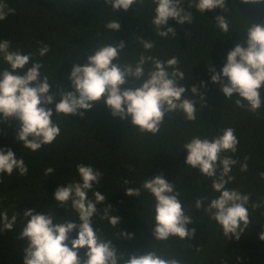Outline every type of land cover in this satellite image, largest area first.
<instances>
[{"label":"trees","instance_id":"16d2710c","mask_svg":"<svg viewBox=\"0 0 264 264\" xmlns=\"http://www.w3.org/2000/svg\"><path fill=\"white\" fill-rule=\"evenodd\" d=\"M4 2L15 9V13L0 22V40H9L12 50L32 53L34 60L44 66L41 73L49 76V95L54 97L53 104L47 106L53 111V122L57 118L55 105L60 102L61 94L74 91L69 80L72 63L83 66L86 63L84 56L101 44H114L115 41L125 43L121 61L134 62L142 51L136 38L155 40V47L148 55L161 60L173 56L179 59V66L186 77L181 81L186 89V98L195 101L194 106L199 113L195 122L186 121L183 113L171 114L165 118L160 132L152 136L132 128L130 117L123 121L119 117L114 118L111 110L100 103L92 110L84 111L83 117L59 116L56 122L60 125V136L51 146L42 147L35 153L16 141L14 132L19 128V122L11 126L0 123V149H11L17 157L24 159L29 168L24 177L14 173L12 177L0 178L3 179L0 183V212L7 210L9 218L17 214L12 231L3 230L0 224V264H24L29 242L19 239V232L25 224L23 217L26 211L48 215L51 210L54 225L68 216L76 219L70 207L66 206L64 210L56 206L54 192L63 184L79 180L77 164L91 165L103 173L95 190L105 195L106 200L104 204L97 205V212L102 215L103 209L111 205L112 214L121 222L113 229L98 215L93 218V226L105 239L113 240L121 252L144 254L150 246L156 245L157 251L179 258L182 264H264V241L259 239L264 232V206L255 210L251 207L252 203L264 201V180L260 177V173H264V106L252 114L235 106L236 94H233V100L226 101L220 85L211 82L213 73L210 71V68L217 73L221 71L228 52L243 39V31L250 22L264 23V3L243 4L241 0H225L229 11L214 9L205 11L203 15L190 9L193 22L179 26L170 19L166 28H176L177 34L161 39L151 29L154 6L150 0L142 6L134 5L127 12L117 10L115 13L104 0ZM183 7L187 10V2ZM217 16L228 17L232 32L226 35L216 27ZM116 18L121 25L119 32L107 31L105 23ZM41 45L50 49L42 58L38 55ZM7 67L0 60V72ZM131 83L138 84L133 80L129 81ZM128 86H123L122 90ZM193 87L197 88L198 94H192ZM228 127L235 129L239 139L237 152L232 158L240 163L248 158V170L241 172L239 164L236 165L231 172L235 179L228 185L251 196V223L239 240H228L221 227L211 221L205 211L195 208L197 197H207L210 201L218 194L212 191L211 180L188 168L185 163L187 151L182 150L183 144L192 137L211 139ZM48 167L55 171L45 177ZM161 174L174 185V190L182 193L179 201L185 208V215L192 221L186 227L195 229L192 239L185 238L180 242L170 238L159 245L153 240L151 231L154 223L153 197L147 192H142L139 198L125 195L126 187L139 188L146 178L154 179ZM125 180L129 182L127 185L123 183ZM88 198H93L91 193ZM121 233L132 234L133 238L124 239ZM71 238H76L75 232Z\"/></svg>","mask_w":264,"mask_h":264},{"label":"clouds","instance_id":"9594fccd","mask_svg":"<svg viewBox=\"0 0 264 264\" xmlns=\"http://www.w3.org/2000/svg\"><path fill=\"white\" fill-rule=\"evenodd\" d=\"M145 2L104 0L113 13L117 10L127 12L134 5L142 6ZM185 2L187 10L183 7ZM150 3L154 6L151 29L161 39L177 34L176 28H166L170 19L179 26L193 22L190 9L202 15L214 9L229 11L225 7V0H150ZM241 3L260 4L264 0H241ZM14 13L15 9L0 0V22ZM215 25L226 35L232 32L228 17L217 16ZM104 27L109 32L117 33L121 25L116 18L105 23ZM243 33V39L228 52L221 71L217 73L214 68H210L213 73L211 82L220 85L226 101L233 100V94H236L233 100L235 106L256 114L264 106V23L250 22ZM136 40L142 51L134 62L121 61L125 43L115 41L114 44H101L84 56L86 63L83 66L72 63L69 80L74 91L61 94L60 102L55 105L56 117H83L84 111H90L94 105L103 103L114 118L119 117L123 121L130 117L132 128L141 134L157 135L165 118L177 112L183 113L186 121L195 122L199 112L194 106L195 101L186 98V89L181 83L186 77L179 66V59L173 56L161 60L148 55L155 47V40ZM49 51L47 45H41L38 55L42 58ZM0 60L8 66L0 72V123L11 126L19 122L14 136L24 149L35 153L42 147L51 146L60 136L61 130L57 118L55 122L51 119L52 109L47 107L53 104L54 97L49 95V76L41 73L44 66L34 60L32 53L12 50L9 40H0ZM147 65L150 67L146 68ZM130 80L138 84H129ZM178 83L181 86L178 87ZM125 85L129 86L122 90ZM191 92L193 95L198 94L196 87ZM238 145L235 129L228 127L211 139L194 136L182 146V150L187 151L185 163L188 168L211 180V189L218 194L210 201L207 197H197L194 206L205 211L209 219L221 227L228 240H239L251 223V196L228 187L235 179L231 172L236 165L239 164L241 172L248 170L247 157L243 163L232 158ZM54 171L52 167L46 168L45 177ZM28 172L29 168L22 157H17L11 149H0V178L12 177L14 173L24 177ZM76 172L79 180L63 184L54 192L56 206L64 210L66 206L70 207L76 219L68 216L54 225V213L51 210L48 215L36 214L34 210L24 213L25 224L19 232V239L29 242L24 264H182L179 258L165 256L162 251H157L156 245L150 246L144 254L133 252L128 255L121 252L113 240L105 239L93 226V218L99 215L113 229L121 221L112 214L111 205L103 209L102 215L97 212V205L104 204L106 200L105 195L95 190L103 173L84 164H77ZM260 177L264 180V173H260ZM0 183H3V179H0ZM123 183L127 185L129 182L125 180ZM124 190L125 195L132 198H139L142 192L153 197L154 223L151 231L153 240L159 245L170 238L182 242L185 238L194 237L195 229L186 227L192 221L190 216L185 215V208L179 201L182 193L174 190V185L168 183L162 174L154 179L146 178L139 188L126 187ZM89 193L92 199L88 198ZM262 206L264 201L251 204L254 210ZM16 221L17 214L9 218L7 210L0 212L3 230L12 231ZM74 232L76 238L72 239ZM120 235L124 239L133 238L128 233ZM259 239L264 241V232H261Z\"/></svg>","mask_w":264,"mask_h":264}]
</instances>
